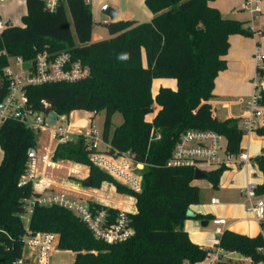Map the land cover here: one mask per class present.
I'll return each mask as SVG.
<instances>
[{"label": "trees", "instance_id": "trees-1", "mask_svg": "<svg viewBox=\"0 0 264 264\" xmlns=\"http://www.w3.org/2000/svg\"><path fill=\"white\" fill-rule=\"evenodd\" d=\"M210 1L144 0L153 14L149 21H108L104 24L109 38L91 42L92 9L85 0H59L53 10L45 7L44 0H25L27 11L21 25L10 24L1 31L0 48L4 47L10 56L28 59L44 48L67 50L72 58L89 67L90 75L77 82L28 87L34 108L41 110L40 100L46 99L59 115L78 109L93 113L105 110L102 139L111 149L131 150L137 161L146 162L142 189L135 191L93 165L81 135L55 148V160H72L89 167V176L83 182L91 181L93 188L104 181L113 182L118 192L133 195L136 204V210L127 213L133 234L114 244L94 237L87 225L65 207L36 206L28 221L30 231L56 233L61 249L76 252L73 264H200L207 257L209 250L193 243L183 228L186 219L204 217L198 213L188 215L189 207L199 203L200 187L193 184L195 169L167 167L165 163L179 134L193 128L214 130L226 138L228 152L241 151L240 119L218 120L206 102L213 97L215 78L227 67L224 55L229 48L228 37L252 34L243 21L222 16ZM6 63L5 57H0V70ZM256 70L263 79L264 68ZM159 78L176 80L175 89L160 86L152 95V81ZM3 94L4 89L0 98ZM260 95L264 99V88ZM155 106L158 109L148 121L146 116ZM115 112L122 114L123 123L110 132ZM13 128L15 142L8 149L6 140ZM152 128L160 139L150 141ZM255 133L264 135V127ZM0 142V264H15L22 258L24 200L35 193L32 184L19 185L18 181L35 136L18 122L7 120L0 127ZM253 161L263 175L256 187L260 196L264 194V153ZM227 168L221 166L208 172L206 180L213 188L219 186ZM89 205L107 208L111 222L119 211L100 203ZM261 227L264 231V223ZM216 245L226 252L249 257L252 264L264 260V252L258 249L264 247L262 232L249 236L223 230Z\"/></svg>", "mask_w": 264, "mask_h": 264}, {"label": "built area", "instance_id": "built-area-1", "mask_svg": "<svg viewBox=\"0 0 264 264\" xmlns=\"http://www.w3.org/2000/svg\"><path fill=\"white\" fill-rule=\"evenodd\" d=\"M5 0H0L4 2ZM90 4L91 0H85ZM45 7L53 10L59 0H44ZM261 0H244V10L250 16L249 30L252 35H264V29H257L254 25L256 14L261 12ZM105 20L104 23H107ZM10 24L0 17V33ZM0 57H5L7 63L0 70V91L4 89L5 94L0 98V123L7 120L16 121L32 132L49 129L52 139L56 141L55 148L62 143H67L81 135L85 140V148L88 151L93 165L113 177L118 183L130 187L135 191L142 189V169L146 162L136 160V154L131 150L118 151L111 149L110 145L104 149L100 148L102 142L96 125H91L84 131H75L71 125L63 124V115H59L46 99L40 100V108H34L29 100L27 89L30 86L42 85L51 82H77L85 79L90 74L88 65L80 59H74L67 50L51 51L47 48L37 52L33 57L25 59L19 55H9L6 49L0 48ZM256 66L264 68V56L256 50ZM254 92L243 102L244 109L241 114L239 127L243 135L255 133L258 128L264 127V99H261L260 89L264 88V81L254 83ZM52 112L57 113L54 123H50ZM91 119L92 115L88 114ZM170 157L165 163L167 167L190 166L208 173L217 167H249L251 157L248 152L241 150L238 153L228 152L226 149L227 140L214 130L187 129L178 136ZM150 141L160 139V134L154 128L150 132ZM223 141L225 143L223 144ZM54 148V150H55ZM53 150V152H54ZM53 152L48 162L55 166ZM38 147L30 146L27 150L26 168L18 181L19 185L32 184L38 181ZM256 185L247 182L241 189L240 194L246 198V210L254 220L264 223V200L256 193ZM35 193L24 200L25 211L21 215L24 224V233L21 237L23 242L22 258L15 264H25L26 255L30 253L34 264H51L52 253L56 252L59 238L53 232H31L29 229V218L36 206L57 205L72 211L83 221L93 236L106 241L107 243L123 242L130 239L133 228L124 210H119L113 222L109 220L107 208L89 205L88 201L82 198L70 196L66 192H52L34 190ZM211 202H216L213 197ZM215 225V233L223 232L222 225L226 224L223 218L212 220ZM264 234V231L262 230ZM264 252V247L258 248ZM28 251V252H27ZM225 250L218 245L209 251L204 264H218L223 259ZM252 264V260L245 256ZM244 257V258H245ZM257 264H264V260Z\"/></svg>", "mask_w": 264, "mask_h": 264}, {"label": "crops", "instance_id": "crops-1", "mask_svg": "<svg viewBox=\"0 0 264 264\" xmlns=\"http://www.w3.org/2000/svg\"><path fill=\"white\" fill-rule=\"evenodd\" d=\"M7 1V0H5ZM4 1V2H5ZM19 1V0H18ZM138 6L141 7V15L142 19H146L145 21H149L153 14L151 11L145 6L144 0H138ZM25 4V0L22 2ZM244 0H212L210 4L219 9L222 16L235 19L237 21H243L244 26L249 29L250 26V16L244 10ZM261 12L255 15L254 25L257 29H264V0H261ZM115 8V7H114ZM117 9V16L115 20L120 19H130L136 20L138 23H141L137 17H133L131 13L122 12L120 8ZM26 10V6H25ZM27 11V10H26ZM26 14V12H25ZM20 16L22 18L23 15ZM93 15V13H92ZM0 17L11 23V15L6 11L0 10ZM119 18V19H118ZM125 18V19H124ZM105 21V20H104ZM109 21V20H108ZM13 25H21V24H13ZM229 48L224 55V58L227 62V67L224 71L219 72L217 77L214 80V90L213 97L210 98L206 103L211 104L212 115L215 116L218 120H225V118H240L244 109L243 100L248 98L255 89L254 83L260 79L257 75L256 70V61H255V52L258 50L264 56V35H243V34H233L229 37ZM106 39L101 37V35L93 32L90 37V41H97ZM108 39V38H107ZM143 63L145 64L146 57L144 56V51H142ZM145 58V59H144ZM156 79H153L151 84L155 82ZM164 80H159V86L156 88L157 90L153 92L152 95H155L158 88L160 86H166L172 89L176 87V80H169L168 83H163ZM165 84V85H164ZM245 97V98H243ZM156 107V106H155ZM234 108H238L235 112ZM146 116L148 121H151L154 117L156 110ZM150 116V117H149ZM149 117V118H148ZM3 123H0V127ZM253 134L259 136L258 139L255 140L252 146ZM245 135V134H244ZM243 135V136H244ZM247 143H243L241 141V150H245L249 153L251 157V165L249 167H240L239 169H245L246 172V182H251L256 186L263 180V175L260 169L257 168L253 159L260 154L264 153V135H257L256 133L246 134ZM102 139V136H101ZM102 143L105 145L104 148L109 146V143L105 142L102 139ZM2 148V147H1ZM55 146L52 148L46 149V151L41 152V149H38V181L34 184L33 188L37 192L39 191H52V192H66L70 196L76 198L84 197L86 201L96 202L107 204L108 198L103 194L104 192V182L101 183L99 187L96 188H85L86 182H83L89 176V167L86 164L81 162H75L72 160H54L56 163L55 166H50L49 161L51 159L50 155L52 154ZM103 148V149H104ZM3 151V150H2ZM258 170L261 173V177H257L255 171ZM198 180L194 179L193 184L198 185ZM209 187L212 186L208 184ZM200 187V185H198ZM241 189V188H240ZM239 189V194H240ZM241 195V194H240ZM242 196V195H241ZM215 198L216 202H211V198ZM241 203H231L230 201H226L225 197L223 200L219 201L215 196L211 195L209 205L196 203L195 205H191L189 207V211L192 213H198L203 218H188L183 223L184 230L187 231L190 239L193 243H197L203 246L205 249L212 251L216 244L219 241L220 234L215 233V225L212 220L215 218H223L226 220V224L222 225L223 230H232L237 233L247 234L249 236H255L262 232L261 224L257 223L251 214L246 210V198L244 196ZM120 205L113 204L111 207L120 208ZM131 208L132 212L136 210L135 201ZM244 209L247 213L246 216L243 214ZM242 210V216H240V212ZM202 220H207L208 224L203 226L201 224ZM211 225V226H210ZM236 252L228 251L223 253L225 258L222 261H225L229 264L230 260L232 261H243L246 264H250L249 261L242 256L241 258L232 257V254ZM206 260L200 262V264H204Z\"/></svg>", "mask_w": 264, "mask_h": 264}, {"label": "rangeland", "instance_id": "rangeland-1", "mask_svg": "<svg viewBox=\"0 0 264 264\" xmlns=\"http://www.w3.org/2000/svg\"><path fill=\"white\" fill-rule=\"evenodd\" d=\"M24 0H7L5 2H0V10L6 11L11 15V23L12 24H21V18L20 16L22 14H25V4L22 3ZM138 0H91L90 2V8L92 9V18H93V32L94 34L97 33L101 35V37L109 38L110 34L108 33L107 26L104 24V20H108L102 13V7L104 5H110L113 8H120L122 12L131 13L134 15L133 17H137L139 21L142 20L144 22L146 19H142V15L140 14V8L138 6ZM68 19L71 21L70 13L67 12ZM119 19V18H118ZM125 19V18H124ZM132 19V18H130ZM145 59V58H144ZM146 64V59H145ZM159 80H164L163 83H168L169 80H173L172 78H159L156 79L155 82L152 85L153 92H155L157 87L159 86ZM259 79H257L256 83H258ZM165 85V84H164ZM245 98V97H243ZM249 98V97H248ZM248 98L244 99L243 102H245ZM235 112L238 110V108H234ZM88 114L92 115V118H88ZM64 117V121H62L63 124H70L72 129L75 131L81 130L84 131L87 128L91 127V125H96L99 136L103 135L104 127H105V110H101L97 113L85 111L82 109H78L75 111H72L69 114H62ZM150 117V116H149ZM148 117V118H149ZM123 117L120 112H115L111 117V128L110 132L116 127L122 124ZM35 136V142L32 146H37L38 149H41V152L46 151L48 148H52L56 145V141L52 139V134L49 129L46 130H40L34 133ZM16 137V128H13L7 136V148L11 149L14 144V139ZM253 141L252 146L256 139H258L259 136H256L253 134ZM242 142L245 144L247 143V136L242 137ZM225 141H223V144ZM100 148L103 149L105 145L100 142ZM29 149V148H28ZM18 154L16 157L19 160ZM89 156V154H88ZM90 159V156H89ZM3 161V151L1 148V142H0V164ZM91 161V159H90ZM26 168V163H25ZM144 169V168H143ZM142 169V170H143ZM24 172V170H23ZM23 172L21 173V176L23 175ZM143 176V171L141 172ZM257 177H261V173L256 170L255 171ZM20 176V178H21ZM19 178V180H20ZM246 172L245 169H239L238 167H228L220 176L218 187L213 188L212 186L209 187V183L206 179L198 180V185H200V194H199V201L201 204L209 205V199L211 195L215 196L219 201L223 200V197H225L226 201H230L231 203H241L243 200V197L239 194V189L242 188L246 183ZM104 196L108 198V201L106 202L111 207V205L118 204L120 205V208H117L118 210H124L126 212L131 211L132 205L135 201V198L130 193H123L118 192L115 188V185L113 182L104 181ZM122 185V184H121ZM124 186V185H123ZM126 187V186H125ZM85 188H93L91 185L87 186ZM128 189L130 187H127ZM131 189V188H130ZM133 190V189H132ZM261 198L264 200V194L260 195ZM82 200L85 201L86 199L82 197ZM91 202V201H89ZM96 203V202H95ZM102 204V203H100ZM113 208V207H112ZM247 213L244 209L243 214ZM242 216V210L239 214ZM246 216V214H245ZM25 223V222H23ZM25 225V224H24ZM211 226V225H210ZM57 251L52 253L51 258V264H73L76 252L70 249H61L59 245L57 246ZM28 252V251H27ZM225 253V252H224ZM30 254V253H29ZM28 253H25L26 255V261L25 264H34V259L30 257ZM232 257L235 258H241L242 256L238 253L232 254ZM223 258H225V255L223 254ZM33 259V260H32ZM231 264H246V262L243 261H232L230 260Z\"/></svg>", "mask_w": 264, "mask_h": 264}, {"label": "water", "instance_id": "water-1", "mask_svg": "<svg viewBox=\"0 0 264 264\" xmlns=\"http://www.w3.org/2000/svg\"><path fill=\"white\" fill-rule=\"evenodd\" d=\"M102 13L103 15L109 20V21H115V18L117 16V9L113 8L112 6L110 5H104L102 7ZM57 117V113L56 112H52L51 113V116H50V123H54L55 122V119ZM208 176V173L204 172V171H201L199 169H195V172H194V179H206ZM86 185L87 186H90L91 185V181H87L86 182ZM188 215H192V212L189 211L188 212ZM201 224L203 226H206L208 224V221L207 220H202L201 221Z\"/></svg>", "mask_w": 264, "mask_h": 264}]
</instances>
